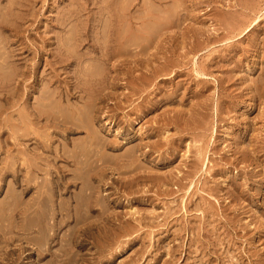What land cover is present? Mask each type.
<instances>
[{
    "label": "rangeland",
    "instance_id": "1",
    "mask_svg": "<svg viewBox=\"0 0 264 264\" xmlns=\"http://www.w3.org/2000/svg\"><path fill=\"white\" fill-rule=\"evenodd\" d=\"M0 264H264V0H0Z\"/></svg>",
    "mask_w": 264,
    "mask_h": 264
},
{
    "label": "bare ground",
    "instance_id": "2",
    "mask_svg": "<svg viewBox=\"0 0 264 264\" xmlns=\"http://www.w3.org/2000/svg\"><path fill=\"white\" fill-rule=\"evenodd\" d=\"M40 208H41V206H40ZM40 208H39V209H40ZM39 209H38V210H39ZM41 211H42V210H41ZM37 212H38V211H37ZM42 212H43V211H42ZM73 216H74V215H73ZM69 218H71V217H69Z\"/></svg>",
    "mask_w": 264,
    "mask_h": 264
}]
</instances>
